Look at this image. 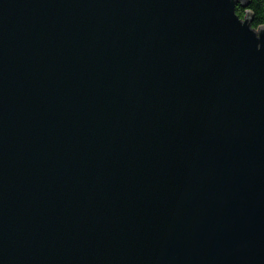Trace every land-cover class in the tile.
I'll return each mask as SVG.
<instances>
[{
    "label": "water",
    "instance_id": "water-1",
    "mask_svg": "<svg viewBox=\"0 0 264 264\" xmlns=\"http://www.w3.org/2000/svg\"><path fill=\"white\" fill-rule=\"evenodd\" d=\"M247 5L0 0V264H264Z\"/></svg>",
    "mask_w": 264,
    "mask_h": 264
},
{
    "label": "trees",
    "instance_id": "trees-1",
    "mask_svg": "<svg viewBox=\"0 0 264 264\" xmlns=\"http://www.w3.org/2000/svg\"><path fill=\"white\" fill-rule=\"evenodd\" d=\"M236 14L243 18L245 12L250 13L251 27L257 29L260 26H264V0H248L246 8L236 7Z\"/></svg>",
    "mask_w": 264,
    "mask_h": 264
}]
</instances>
